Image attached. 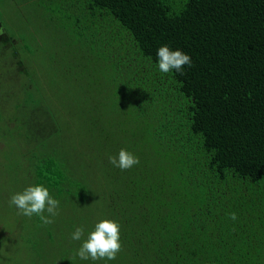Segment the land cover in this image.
<instances>
[{"label": "trees", "instance_id": "16d2710c", "mask_svg": "<svg viewBox=\"0 0 264 264\" xmlns=\"http://www.w3.org/2000/svg\"><path fill=\"white\" fill-rule=\"evenodd\" d=\"M0 27V87L28 76L0 100V143L60 201L33 216L58 264H264V0H0ZM163 45L190 55L183 74L158 70ZM122 148L139 164L114 167ZM102 219L122 250L79 258Z\"/></svg>", "mask_w": 264, "mask_h": 264}, {"label": "rangeland", "instance_id": "374dc122", "mask_svg": "<svg viewBox=\"0 0 264 264\" xmlns=\"http://www.w3.org/2000/svg\"><path fill=\"white\" fill-rule=\"evenodd\" d=\"M7 6L8 5L4 6V10H7L6 13L3 14V19L7 20L9 25H11L13 28H16L18 25V18L13 12L10 11ZM2 29L3 28L0 27V30ZM20 33L22 32L20 31ZM8 37L9 36L6 34V32L1 33V39H7ZM5 59L8 63L12 64L14 62V57L10 51H8V55ZM49 65L52 67V64ZM18 68L19 71L25 70V63L21 62ZM43 68L44 63L42 62L41 58H39V56L35 58L33 62H30V66H27L28 73L31 70L32 72L39 74L43 71ZM5 69H9V66L0 62V74L3 75L6 73ZM11 76L13 77L5 79V81H3L4 83L0 87L1 102L6 101L4 98L7 95L6 93H11L20 87V85H17V83H20V80L22 82L28 78L27 75L24 78L20 77L16 83L13 82V78L15 76ZM53 88L54 87H51L48 92H50ZM69 135L72 137L71 132ZM6 140L11 141L8 136L4 137V141ZM72 140L73 138L70 140V142H72ZM72 145V143L66 142V146L68 148ZM18 154H20V152L17 149L10 151L9 143H6L5 145L0 143V264H58V258L54 256L57 255V253L53 252L51 247L53 243H51L50 240V231L43 229L42 225L39 224L35 217L32 216L29 218L22 214H18V209L15 206L9 204L11 195L21 192V190H24L26 187H28L25 184L27 181L24 182L26 166L21 164L19 161H15L16 165H20L19 169H17L14 167L13 161L9 159V156ZM16 174L20 175L19 180L21 185L19 188L14 184L16 181ZM63 218L61 219L64 220ZM69 218L70 217L67 216L65 217V220H68ZM70 227L71 226H66L64 228L62 227L61 231L63 229H70ZM57 228L58 226L55 227V231L59 237H65V235H67L68 238H71V230L62 233L61 231L57 232ZM39 242L40 251L37 247H35V245ZM58 246L59 244L56 243L54 249H56Z\"/></svg>", "mask_w": 264, "mask_h": 264}, {"label": "clouds", "instance_id": "9594fccd", "mask_svg": "<svg viewBox=\"0 0 264 264\" xmlns=\"http://www.w3.org/2000/svg\"><path fill=\"white\" fill-rule=\"evenodd\" d=\"M156 62L161 73H169L175 70L183 74L185 65L191 66V57L180 49L173 50L167 45L157 49ZM109 162L126 171L139 164V158L126 149H120L118 155L110 156ZM9 204L18 209V214L31 218L38 216L44 225L54 223V217L59 214L60 201L55 199L49 189L43 184L26 187L22 192L11 195ZM48 215H44V213ZM231 219H237L235 213L231 214ZM84 235V228L77 227L72 233L71 239L80 241ZM122 250L120 237V225L111 219H102L97 222L94 229L79 247L76 255L83 260H115Z\"/></svg>", "mask_w": 264, "mask_h": 264}]
</instances>
